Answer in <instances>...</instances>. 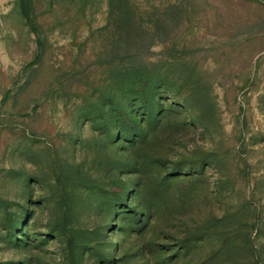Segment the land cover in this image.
I'll list each match as a JSON object with an SVG mask.
<instances>
[{
    "label": "rangeland",
    "instance_id": "374dc122",
    "mask_svg": "<svg viewBox=\"0 0 264 264\" xmlns=\"http://www.w3.org/2000/svg\"><path fill=\"white\" fill-rule=\"evenodd\" d=\"M0 264H264V0H0Z\"/></svg>",
    "mask_w": 264,
    "mask_h": 264
}]
</instances>
